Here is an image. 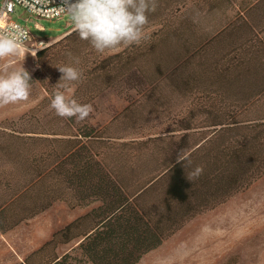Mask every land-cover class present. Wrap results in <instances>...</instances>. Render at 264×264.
Instances as JSON below:
<instances>
[{
    "label": "trees",
    "instance_id": "trees-1",
    "mask_svg": "<svg viewBox=\"0 0 264 264\" xmlns=\"http://www.w3.org/2000/svg\"><path fill=\"white\" fill-rule=\"evenodd\" d=\"M160 4L166 6V11L174 10L172 0ZM240 18L253 37L243 38L234 48L227 45L216 55L217 43L226 37L230 41L232 24L187 48L175 64L164 72L160 69L157 79L147 75L150 85L165 81L171 93H186L201 100L198 94L208 92L229 101V105L205 107L192 103L179 129L167 131L173 143L157 162L148 163L143 173L135 167L107 162L109 145L120 139L107 134L109 127L87 124L83 130L75 125L74 118L61 117L60 123L44 124L39 116L41 107L17 120L0 123V234L45 212L57 201L68 202L71 208L99 203L21 264H35L31 259L51 246L53 255L42 264H67L71 256H60L57 247L77 240L74 250H81L92 264H137L184 221L264 177V36L260 38L245 16ZM148 27L145 25L144 30ZM149 43L150 37L145 36L139 45L90 52L94 49L89 43L72 31L37 52L40 69L36 76L31 75L32 85L42 81L46 91L50 89L47 83L51 80L45 70L50 55L64 61L60 66L69 65L77 57L82 60L77 69L83 75L69 88L77 86L76 98L81 92L92 96L96 89L110 87L124 75H136L131 68L138 67L133 63L142 52L137 50ZM54 75L62 74L57 70ZM200 85L216 87L199 90ZM146 99L157 103L155 92L148 93ZM199 114L204 117L201 122L197 120ZM177 132H181L179 142H175ZM195 135L201 138L191 144ZM160 139L164 138L131 142L146 146ZM197 166L203 168V173L189 182L186 176ZM147 199H153L151 206ZM178 207L186 208L183 214L176 211Z\"/></svg>",
    "mask_w": 264,
    "mask_h": 264
},
{
    "label": "rangeland",
    "instance_id": "rangeland-1",
    "mask_svg": "<svg viewBox=\"0 0 264 264\" xmlns=\"http://www.w3.org/2000/svg\"><path fill=\"white\" fill-rule=\"evenodd\" d=\"M162 1L164 0L158 1L155 12L149 13V22L146 26L149 24L151 27L144 30V34L150 37L151 43L144 49L137 50L142 52L137 55V60L133 63L138 67L131 68L136 75L129 77L124 75L110 87L102 86L96 89L92 96H89L87 92L85 94L81 92L76 98L77 86L64 90L66 96L76 98L81 104L93 106L94 111L86 120L74 121L77 127L83 130H86L87 124L98 128L109 127L107 134L120 138L113 142L115 144L109 145L107 162L113 166L119 164L122 167H135L142 173L147 169L148 163L157 162L163 155V151L173 143L167 137L169 135L167 131L179 129L180 120L186 117L192 103L205 107L229 105V101L216 98L208 92L198 94L201 100L196 99L198 97L187 96L186 93H171L165 81L157 82L154 86L150 85L147 75L153 74L152 78L157 79L160 69L163 71L171 67L187 52V48L213 37L220 31L219 25L229 20H232L234 25L231 28V39L229 41L226 34L223 35L226 39L219 41L215 46L216 55L229 45L234 48L235 44H240L243 38L253 37L245 22L240 20L238 8L233 5L232 10H229L231 8L226 0H220L219 10L221 11L218 10L217 13L212 12V0H172L171 8L174 10L167 11L166 6L160 4ZM253 1L251 0L252 3ZM2 2L3 0H0V6ZM245 17L249 24L257 28L262 38L264 36L262 32L264 0L251 8ZM13 20L26 25L35 37L46 40L48 47L74 31L68 15L53 21L35 19L25 9L18 7ZM159 30L163 31L158 33ZM64 33V36L54 39ZM154 43L156 46L149 54ZM122 49L110 51V54L120 52ZM147 49L149 51H146ZM76 60L79 63H75ZM47 61L45 70L51 80L47 83L50 89L47 88L46 91L44 83L37 81L32 85L27 101L0 107V123L6 120H17L38 107L42 109L39 116L43 123L47 121L60 123V117L50 109V102L46 99H52L56 84L60 80V76L54 74L58 70L57 67L64 61L51 55ZM21 62L22 55L0 61V63H10L16 67H19ZM22 64L32 76L38 74L40 63L37 53L35 57L27 53ZM81 64L82 60L77 57L69 63L76 68ZM210 87L216 86H198L199 90H207ZM150 92H155L157 103L147 101L146 96ZM248 116L245 115V117ZM197 117L198 122L204 119L201 114ZM180 133H175L177 138L175 142H179ZM204 133H207V129ZM154 136H162L164 139L150 142L146 146L131 142L132 139L142 142ZM199 138H201L200 135H195L190 143L195 144ZM161 191L162 187L158 188L157 192L161 193ZM151 200L153 199H147L149 206L152 204ZM98 205L99 203H94L89 208H95ZM185 210L186 208L180 207L176 209L180 214H183L182 211ZM80 211L79 209L78 212ZM55 216L61 217L57 226L62 227L72 220L76 213L70 211L68 202L57 201L45 213L20 223L7 232L5 240L0 239V264L5 252L7 257L12 258L14 264L25 262L43 243L44 228L46 225L52 226V219ZM77 247L78 240L69 244H59L57 253L60 256L69 253L71 257L67 264H92L81 250H74ZM18 255L22 261L18 259ZM52 255L53 247L51 246L43 255L33 257L31 260L35 264H42ZM104 264H115V262L105 261ZM137 264H264V177L256 179L227 201L212 209L201 211L184 221L181 227L167 237L158 248L144 254Z\"/></svg>",
    "mask_w": 264,
    "mask_h": 264
},
{
    "label": "clouds",
    "instance_id": "clouds-1",
    "mask_svg": "<svg viewBox=\"0 0 264 264\" xmlns=\"http://www.w3.org/2000/svg\"><path fill=\"white\" fill-rule=\"evenodd\" d=\"M158 0H63L60 6L71 20L79 38L87 41L97 52L120 46L139 45L145 39L144 27L149 22V13L155 12ZM32 39L28 32L18 26L0 28V61L27 53L36 56L35 48L28 47ZM22 62L19 67L0 63V107L27 101L31 94L32 78ZM75 63H79L78 60ZM62 74L50 100V109L61 118L86 120L94 111L91 104H81L65 95L71 82H78L82 72L71 65L57 67ZM189 165L191 161H188ZM203 173L197 166L186 179L191 182Z\"/></svg>",
    "mask_w": 264,
    "mask_h": 264
},
{
    "label": "built area",
    "instance_id": "built-area-1",
    "mask_svg": "<svg viewBox=\"0 0 264 264\" xmlns=\"http://www.w3.org/2000/svg\"><path fill=\"white\" fill-rule=\"evenodd\" d=\"M62 3L63 0H3L0 6V28L11 24L28 32L32 37L28 42V47L37 49V53L48 47V42L35 37L26 25L14 21L13 15L17 12V8L21 7L35 19L59 20L67 15L60 8Z\"/></svg>",
    "mask_w": 264,
    "mask_h": 264
},
{
    "label": "crops",
    "instance_id": "crops-1",
    "mask_svg": "<svg viewBox=\"0 0 264 264\" xmlns=\"http://www.w3.org/2000/svg\"><path fill=\"white\" fill-rule=\"evenodd\" d=\"M227 3L229 4L230 8L233 7V5H235L236 8H238L239 10V15L240 16H246V13L253 7H255L256 5H258V3H260L261 0H252L253 3L251 2V0H226ZM212 12L213 13H217L218 10L221 8V3H220V0H212ZM229 10H232L229 9ZM221 11V10H219ZM236 11V10H235ZM238 13V12H237ZM233 21L232 20H229L227 23L225 22L224 24L222 25H219V29L220 31L215 33V35L221 33L223 30L227 29L228 27H230L232 25ZM68 32V31H67ZM66 32V33H67ZM64 34L54 38V39H59L60 37L64 36ZM57 203V202H55ZM54 203V204H55ZM53 204V205H54ZM53 205L49 208L51 209L53 207ZM91 205L89 206H84V207H76V208H71L70 206V211L71 212H74L76 213V216L70 220L68 223H66L64 226L62 227H58V222L61 220V217L59 218L58 216H55L53 219H52V226H48L46 225L45 228H44V231H43V237H44V240H43V243L41 244V246L38 248L40 249L41 247H43L46 243H48L50 240H52L53 236L58 233L59 231H61L62 229H64L66 226H68L69 224H71L72 222H74L76 219L90 213V211H92L93 208H89ZM63 208V207H62ZM48 209V210H49ZM81 210L80 212H78V210ZM46 210V211H48ZM45 211V212H46ZM43 212V213H45ZM7 235V233H4V234H0V239H4L5 240V236ZM36 249V250H38ZM35 250V251H36ZM7 251V249H6ZM9 251V250H8ZM34 253V251L32 252V254ZM18 259L20 261H22V259L20 258V256L18 255ZM24 263V261H23ZM1 264H14V262L12 261V258L11 257H7V252L4 253V256L2 258V261H1Z\"/></svg>",
    "mask_w": 264,
    "mask_h": 264
}]
</instances>
